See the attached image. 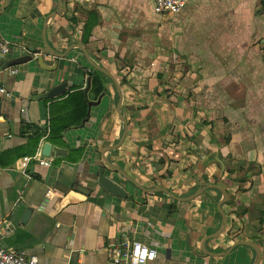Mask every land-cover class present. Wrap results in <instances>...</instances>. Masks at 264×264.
<instances>
[{"label":"crops","instance_id":"crops-1","mask_svg":"<svg viewBox=\"0 0 264 264\" xmlns=\"http://www.w3.org/2000/svg\"><path fill=\"white\" fill-rule=\"evenodd\" d=\"M229 2L192 0L180 14L165 16L155 13L154 0H62L54 16L58 0H12L5 10L7 0H0V45L11 47L0 54V67L33 56L0 72V86L11 94L0 99V223L12 226L0 236L1 247L26 251L44 264H111L109 245L130 240L157 252L150 264H253L255 251L235 246L244 241L259 246L264 264V140L248 132L250 112L234 106L250 96L238 99L231 89L250 88L258 119L253 127L260 124L256 135L264 134V46L250 52L254 61L240 49V62L226 63L238 21H247ZM92 13L98 23L85 45ZM45 37L56 53L71 52L64 59L44 54ZM79 46L114 76L122 97L106 77L102 100L89 108L83 126L52 142L46 138L51 120L70 111L63 97L77 87L84 91L93 71ZM41 54L46 67L57 68L40 67ZM62 83L65 95L34 100ZM99 98L90 89L89 100ZM120 101L129 132L113 150L124 131ZM38 133L43 138L36 148ZM45 143L64 154L43 158ZM39 158L52 164L42 166ZM105 159L141 186L179 198L222 186L229 196L226 231L206 241L222 225L220 191L208 189L190 202L149 194L114 173ZM102 168L128 191L127 200L98 186Z\"/></svg>","mask_w":264,"mask_h":264},{"label":"water","instance_id":"water-1","mask_svg":"<svg viewBox=\"0 0 264 264\" xmlns=\"http://www.w3.org/2000/svg\"><path fill=\"white\" fill-rule=\"evenodd\" d=\"M11 1L12 0H7V3L4 6V10L8 7V5L10 4ZM61 9H62V0H58V9H57V12L54 14V16L56 14H59L61 12ZM45 47H46V49L44 51V54L48 53V54L53 55L54 57H56L58 59H64L71 52L70 50H68V51H66L63 54L56 53L54 51V49H52L50 47V45L48 44V42L46 41V37H45ZM78 48L81 49V51L83 53V56L85 57V59L87 60L88 64L91 66V68L93 70L98 71L99 73H102L104 76L110 78L116 84V86H117V88L119 90L120 97H122L121 96L120 87L115 82L114 76L111 73H109L106 69H104L102 66H100L95 61H93L91 56H90V54L88 53V51L84 47L79 46ZM30 51H31V53H35L34 49H30ZM42 55L43 54H41V55H39L37 57V59L39 61V64H40V67H42L43 69L49 70V71L55 70L57 68L58 64H55L52 67H46L44 65V59H43ZM32 58H33V56L30 54V55H26V56H23V57H19V58H15V59L6 61L2 65V67H0V72L4 71V70H7V69H10L12 67L23 65V64L31 61ZM91 84H92V77H89L88 80H87V86L84 89V97H85V100L88 102L89 108H91L92 106L98 105L101 102V100H102V97H100L97 102L89 100V91L91 89ZM67 87H68L67 83H62V84L54 87L52 90H50L47 93H44L42 95H37L34 100L35 101L36 100H51V99L59 98V97L65 95L67 93ZM117 109H118V113H119V118L124 124V131H123V135H122V138H121L119 144L115 148H113V150H115L118 147H120V145L124 142V140L126 139V137L128 135V132H129L128 122L126 121V119L124 118V116L122 114V101L119 102V104L117 106ZM86 121H87V119L84 121V123ZM53 152L56 155H62V154H64L65 151H63L61 149H58V148H54L53 145L50 144V143H45L44 146H43V149H42V157L43 158H49ZM105 161L109 165L108 167L111 168L114 171V173L121 174L132 185H134L138 189H140V190H142V191H144L146 193H149V194L164 193V194L168 195L170 198H172L174 200L182 201V202H190V201H193V200L197 199L204 191H207L208 189H216V190L220 191L223 194V199L218 204V210H219V213L221 214V217H222V225H221V228L216 233H214L213 235L209 236L206 241L217 239L222 234H224V232L226 231V229L228 227V217L226 216V214L224 212L223 206L226 203V201L228 200L229 196H228L227 191L222 186H219L217 184H215V185H207V186L197 190L196 193H194L190 197L179 198L175 194H173L172 192H170L169 190H166L164 188L147 189V188L141 186L139 183H137L134 179H132L131 177L126 175L120 169L110 165L107 162L106 159H105ZM97 184H98V186H100V188L103 190L104 193H107V194L112 195L114 197H118V198L123 199V200H127L128 199V196H129L128 191H126V189L121 184L117 183L109 175H107L106 171H105V168H102L99 171V177H98V180H97ZM81 193H84L85 195H88V193H85L82 190H81ZM29 214H30V211L27 212V215H29ZM235 246H247V247L252 248L255 251V254H256L255 261H254L253 264H260L261 263L262 251L259 248V246H257L256 244H253V243H250V242L240 241L237 244H235Z\"/></svg>","mask_w":264,"mask_h":264},{"label":"built area","instance_id":"built-area-1","mask_svg":"<svg viewBox=\"0 0 264 264\" xmlns=\"http://www.w3.org/2000/svg\"><path fill=\"white\" fill-rule=\"evenodd\" d=\"M192 0H154V11L158 15L175 16L186 9ZM11 53V47L8 43L0 45V54L2 57ZM10 92L0 86V99L10 97ZM27 162L28 159H25ZM42 166H50L51 160L38 159ZM42 208L44 205L41 206ZM12 229L10 222L0 223V236L4 231ZM111 264H150L157 259V252L149 247L137 242L125 240L123 242H114L109 245ZM0 264H44L38 257L28 254L26 251H9L0 246ZM85 264V263H79Z\"/></svg>","mask_w":264,"mask_h":264},{"label":"rangeland","instance_id":"rangeland-1","mask_svg":"<svg viewBox=\"0 0 264 264\" xmlns=\"http://www.w3.org/2000/svg\"><path fill=\"white\" fill-rule=\"evenodd\" d=\"M229 3L231 6V10L233 11L237 8L239 10V13H241L240 18L244 17L245 19H247V21H238V25L240 28L239 36L237 37L236 44L233 43V45H229L231 48H233L232 50H228V53L231 54V57L228 55H224V58H227L226 63L234 64L240 62L237 52L240 49L246 51L245 55L247 59H249L250 61H254L255 54L252 53L261 45L264 46V43L261 42L262 39H264V2L263 0H230ZM232 17H234V14H232ZM251 51L253 52L250 54ZM260 52L262 53L260 55H262L264 62V50L262 51L260 49ZM231 87L230 88L235 91V95H237L238 99L239 95L241 94H247L248 96H250V100H248L247 103L242 101L240 98L238 101L234 102V106L238 109H247L250 112V117L245 118L251 121L250 123L252 124L251 130L250 128H248V132H250V135L253 139L256 138L259 140H264V134L256 135L255 128H257V130H260V124L257 127H253L254 121L258 120L254 117L256 103L254 100V94L249 87L242 88L245 90V92L236 86Z\"/></svg>","mask_w":264,"mask_h":264},{"label":"trees","instance_id":"trees-1","mask_svg":"<svg viewBox=\"0 0 264 264\" xmlns=\"http://www.w3.org/2000/svg\"><path fill=\"white\" fill-rule=\"evenodd\" d=\"M264 2V0H263ZM98 23V18L96 13L90 14V18L88 22L85 24L83 31V43L87 45L89 43L91 33L93 28ZM89 76L92 77L91 84V95L94 99L99 98L105 92V84L104 76L102 73L98 71H90ZM65 102L69 104V115H67L64 119L56 120L52 119L50 123V133L46 137L47 140L55 142L56 139L62 138L63 133L74 127H81L84 124V121L88 118V102L85 100L84 91L81 87L74 88L72 91L68 93L67 96L63 97ZM44 133V132H42ZM42 133H38L33 138V145L37 148L40 144V141L43 138ZM35 148V150H36ZM75 153L79 155V159L82 155V150L77 149ZM263 214V213H262ZM261 224H264V220L261 221Z\"/></svg>","mask_w":264,"mask_h":264}]
</instances>
